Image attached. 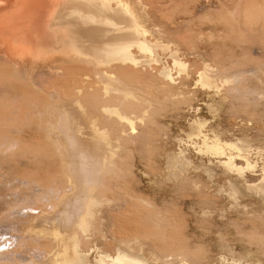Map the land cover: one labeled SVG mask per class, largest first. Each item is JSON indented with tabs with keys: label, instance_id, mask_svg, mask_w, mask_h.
<instances>
[{
	"label": "bare ground",
	"instance_id": "bare-ground-1",
	"mask_svg": "<svg viewBox=\"0 0 264 264\" xmlns=\"http://www.w3.org/2000/svg\"><path fill=\"white\" fill-rule=\"evenodd\" d=\"M143 1L0 0V129L33 124L40 128V134L32 126L26 135L21 130L12 135L8 127L0 130V167L8 168V181L19 184L16 195L25 203L12 211L11 205L10 212L0 216V230L9 231L1 230L0 237L10 236L2 244L10 247L0 251V264H263L259 260L264 259V245L257 244L264 243V235L237 234L235 241L243 244L245 255L222 244L211 257L204 246L190 243L182 233L188 225L180 216L181 208L173 204L180 199L175 202L168 197L171 203L165 197L159 203L151 193L133 191L124 196L129 200L125 212L111 204L105 210L99 202L122 190L116 177L120 175L127 184L135 178L132 166L124 165L127 152L122 159L119 150L140 138H145L149 155L154 150L153 129L145 123L162 114L155 104L159 95L150 97L145 79L152 77L149 83L163 91L164 97L178 93L173 69L161 51L167 52L174 67L182 65L181 58L141 25L132 4L141 2L144 8L148 2ZM153 1L163 8V1ZM251 4L261 6V0L221 2L222 9L212 8L197 17L208 20L219 11L224 14L218 23L227 26L221 30L224 38L233 33L249 37L256 28L249 25L264 20L262 10L245 12ZM206 78L201 75L199 82L214 90L215 85ZM195 123L187 143L177 137V149L164 154L163 178L173 183L171 196L178 191L185 196L193 192L196 197L190 202H208L221 215L226 209L219 203L227 196L239 216L248 219L250 208L253 214H264V168L260 180L245 174L258 166L251 156L254 151L258 155L260 146L247 136L225 140L219 133H209L205 123ZM192 152L202 157L198 167L193 166ZM151 167L146 176L161 171ZM196 168H202L206 184L190 174ZM217 177L224 184L216 183ZM181 194L178 197L185 198ZM247 198L258 201L253 204ZM106 212L116 220L118 226L113 225L119 233L113 227L110 230L118 244L108 242L107 233L100 234L101 238L107 236L105 249L97 243V222ZM23 247L34 249L33 254H23Z\"/></svg>",
	"mask_w": 264,
	"mask_h": 264
},
{
	"label": "rangeland",
	"instance_id": "rangeland-1",
	"mask_svg": "<svg viewBox=\"0 0 264 264\" xmlns=\"http://www.w3.org/2000/svg\"><path fill=\"white\" fill-rule=\"evenodd\" d=\"M158 1H163V8H161L160 4L158 6H155L156 1L151 2V0H147L145 2H148L149 4L144 2V8L140 7L141 5L143 7V4L141 2L138 4L139 6H137V4H134L138 3L137 1L132 4V9L137 10L136 14L141 18V25L143 26L144 24L145 28H147L149 31H152L153 34L156 35L154 36V38H157L156 41H159L161 45L168 46V48H170L171 50L178 52V56L179 58H181L182 65L174 67L172 59L168 58L169 56L166 55L167 52L161 51V53H164L162 57H164L165 59L163 60L168 62V65H170L173 69L172 74L176 82L174 88L177 89L178 93H176V95H165L164 97V95H162L163 91L158 92L157 88L151 85L153 83H149V80L151 81L152 77H149V79H145V81L147 82L144 83L146 84V86H148L149 92L151 91L150 97L153 98L156 95H159L157 97L158 99L156 101L154 100L156 103H154L157 105L159 114H162V117L160 115L156 116L154 122H152V120H149L151 122L147 120L148 122L146 121L145 123L146 126L153 129L150 136L152 138V145L154 147V150L151 155L148 154V151H145V138H140L139 140H137V143H128L127 145L130 144L128 146L129 148H122L121 151L119 150L121 157L123 155L122 159H124L125 151L127 152V156L129 159L125 157L127 160H123L125 162L124 165L128 164L129 166H132V178L134 176L135 178L132 179L133 181H131L130 184H127L124 183L123 178H121V176L119 175L114 181L117 184H120V186L122 185V190L118 192L119 194L112 196L111 199H109L110 197L100 198L99 202L101 203V206L105 207V210H107L109 208L108 206H110L111 204L114 208H118V206L123 207V210H121V212H125L127 210L126 208H128L129 201L127 199L126 202L125 197H129V194L133 191L140 194L145 193L149 196L151 193L150 197H152L153 195L154 198H158L159 203H161V200L165 197L166 201L171 199V201L174 200L175 202H177L180 199L181 201L179 200L177 203L173 204H176L175 207L179 205V207L177 208H181L180 216L182 219H184L186 225H188V228L186 227L182 233L185 237L189 238L190 243L204 246L205 253L211 257L218 253L219 246L222 244L230 245L231 248L235 249L238 254L241 253L245 255V252H247L245 247L242 243L240 244L239 242L235 241V237L241 234H247L250 236L252 235V233L264 235V214H253L254 210L252 211V209L250 208L252 214L247 216L248 219L246 217L239 216L235 212V210L231 208V204L227 199V196L224 197V201L222 200V202L219 203L220 206H225L226 212L224 215H221L219 211H212L210 209V206L207 204L208 202H204L205 204H193L192 202H190L192 199H195L194 197H196L193 192L191 193L192 190H190L189 192L191 193V196H188V194H186V196H188L189 198H187L184 194L183 195L185 198L178 197L181 194L180 191H178L180 192L179 195H177V192L174 194L175 196H171L174 193L173 183L163 178L164 169L166 167V164L164 162V154L166 151L177 149V143L175 142L177 137L186 140L187 143V135L191 132L193 126L196 125L195 120L196 122L201 121L208 126L206 127L209 133H219L225 140H234V138L236 139L242 136H247L248 138L255 140V145L260 146V149H262V151H260L259 149L258 155H256L257 153L255 154L256 151H254L252 152L251 156V159L254 158L253 163L257 162V164L255 163L256 166L258 165L256 167L257 170L255 169L254 172L253 170L251 172L250 170H248V172L245 174L247 177H251V175L253 174V177L259 178L260 180L264 168V20L249 25L250 27H258L257 29L252 28L251 31L254 34L253 36H238L236 33H233L230 35V37L224 38L221 32L223 31V29L225 30L227 26L225 24L223 25L222 23H218V18L222 17L221 15H223L224 13L222 14L219 11V13H213L211 17L208 16V20L202 19L200 17L198 18L197 14L205 15L208 12L207 10L212 8L214 10H220L221 6L219 5L221 4V2L230 5L234 2H239V0ZM253 2H256V0H253ZM147 4L148 6L151 4V6L147 7ZM169 5L170 7H168ZM245 5H243V9L245 8ZM138 7H140L141 12L138 10ZM166 7H168V9ZM248 7V9L245 8V12L250 9L254 11H264V0H261V6L251 4L248 5ZM151 8L156 11H153ZM224 10H227V7H224ZM225 13L228 15L230 14V12ZM144 14H146V17L144 16ZM211 18L214 24L211 22ZM155 31L158 32L159 36ZM236 36L238 37L236 38ZM165 61L164 63L167 64ZM201 75L204 78L207 77L206 79L209 78V81L215 85L214 90L213 88L201 85V83L199 82ZM150 105H153V103H151ZM215 106L218 107V109L215 108ZM219 108L221 109V111ZM230 124H233V126ZM35 125L36 124L30 125L31 127L29 125H23L24 128L23 126L21 128L14 125V127L11 126V128L8 126H1L2 129L0 130L6 131V128L8 127L7 131H13L10 132L12 133V135H18V131L20 130L21 135H26V129L27 131L28 129L32 131V128L34 127L36 133L40 134L39 126L36 125L35 127ZM142 126L143 124L141 126L139 124L140 128ZM15 127L17 128V131ZM41 132L43 131L41 130ZM112 137L114 136L110 137L111 140H118L116 137H114L113 139ZM138 142H140L141 144ZM192 155L194 157L195 164L193 166L198 167V162L202 157L198 156L197 154L195 155L194 152H192ZM148 161H150V164H148ZM205 161L207 160L205 159ZM149 165L154 166V168L151 167L154 171H156V169H160L161 171L157 172V174L155 175L152 174L150 176H146L145 172L151 170L149 169ZM7 169V167L2 169L0 167V216L10 212L11 205L13 208L11 209L12 211L15 207L21 208L24 206L23 204H25L23 203V198L16 195V192L18 190L15 189L17 188L18 183L8 181ZM190 174L192 175V177L195 176L194 178H197L198 176L201 177V179L203 180L202 184H204V182L205 184L207 183L202 168L191 170ZM215 181L216 183L224 184L225 180L217 177ZM9 184L11 186H9ZM202 189L206 191L207 187H203ZM183 195L181 194L182 197ZM168 197L170 198L168 199ZM173 197H178V199ZM246 201H250L253 202V204H256V201L258 200L247 198ZM25 213V210L24 212H21V214ZM104 216L105 217L102 218V220H97V236L100 237V234L107 233L108 237L106 235H103L104 238H98L97 243L99 242L98 244L100 245V247L106 249V237L108 238V242L111 241L114 244H118V241L114 240L113 235H111L114 230H116L115 228L118 225L117 223L114 224V221L116 220L112 219V217L110 218L107 212ZM261 217L263 219H261ZM249 219L254 220L251 221ZM113 224L116 226H114ZM101 225H104L103 228H101ZM104 227H107V230ZM112 227L115 228L110 233ZM100 228L101 230L103 229L106 232L100 231ZM1 230L9 233L8 229L6 228H1ZM117 230L115 233H119V231ZM9 237L10 236L7 234L5 235V237H0V251H8V248L10 247L9 244H2L4 240ZM258 238H256L257 241L259 240ZM101 240L104 241L100 242ZM259 244L264 245V243H258L257 245ZM13 246H15V244H13ZM256 247L257 246L255 245V251L253 252H256ZM32 248L35 249L34 246H32ZM32 248L28 249L23 247L21 248V250L23 254L30 256L34 252V249ZM247 260L251 262H257L255 261L257 259L251 260L248 258ZM259 261L264 264V259H260Z\"/></svg>",
	"mask_w": 264,
	"mask_h": 264
}]
</instances>
